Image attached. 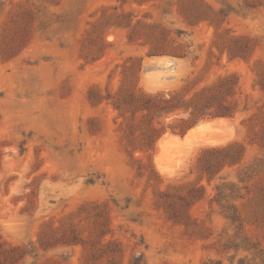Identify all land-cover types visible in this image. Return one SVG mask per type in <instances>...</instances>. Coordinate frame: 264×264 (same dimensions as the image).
<instances>
[{
  "label": "rangeland",
  "instance_id": "374dc122",
  "mask_svg": "<svg viewBox=\"0 0 264 264\" xmlns=\"http://www.w3.org/2000/svg\"><path fill=\"white\" fill-rule=\"evenodd\" d=\"M229 74L233 116L135 149L114 101ZM0 264H264V0H0Z\"/></svg>",
  "mask_w": 264,
  "mask_h": 264
},
{
  "label": "trees",
  "instance_id": "16d2710c",
  "mask_svg": "<svg viewBox=\"0 0 264 264\" xmlns=\"http://www.w3.org/2000/svg\"><path fill=\"white\" fill-rule=\"evenodd\" d=\"M145 1L148 0H138L139 3ZM203 17L195 16L197 21L206 19ZM163 33L161 32V34ZM169 43V47L152 54H170L178 57L186 55L181 44H175V40H171ZM237 85V76L229 74L218 78L213 84L204 86L201 89H195V84L191 85L189 83L169 94L164 92H137L134 88H131L113 103L125 117L131 120L130 132L132 136H134L133 130L135 128L140 130V135L134 136L135 138L132 141L135 149L148 150L166 133L168 128L172 133L184 135L189 129L191 130L192 127L204 119L233 116L234 107L233 103L229 102V98L234 95ZM128 113L130 115L126 116ZM170 115L179 116H176L174 121L166 126L160 121V118ZM138 117L140 118V123L136 124L134 120ZM156 121L160 126L156 124ZM203 152L214 153V156L210 158H200L203 163L200 166L201 175L204 176L206 174L208 180L211 181L216 172L225 166L234 167L241 162L244 147L241 143L233 141L226 145L204 148ZM184 184L183 186H187L188 190L180 198L185 202L190 204L203 198L205 192L203 185H197L195 182ZM230 184L235 187V183ZM72 243H79V240ZM103 253L94 257V261L103 256Z\"/></svg>",
  "mask_w": 264,
  "mask_h": 264
},
{
  "label": "bare ground",
  "instance_id": "6f19581e",
  "mask_svg": "<svg viewBox=\"0 0 264 264\" xmlns=\"http://www.w3.org/2000/svg\"><path fill=\"white\" fill-rule=\"evenodd\" d=\"M204 123H205V122H203V123L199 124L198 126L192 128V129L187 133V135H188V136L192 135V134H193L194 132H196V130H197L201 125H203ZM217 124H218V123H217Z\"/></svg>",
  "mask_w": 264,
  "mask_h": 264
}]
</instances>
